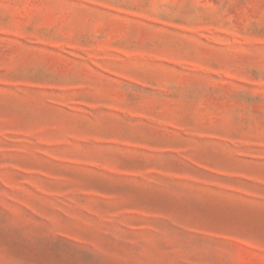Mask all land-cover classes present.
Wrapping results in <instances>:
<instances>
[{
    "label": "rangeland",
    "instance_id": "obj_1",
    "mask_svg": "<svg viewBox=\"0 0 264 264\" xmlns=\"http://www.w3.org/2000/svg\"><path fill=\"white\" fill-rule=\"evenodd\" d=\"M0 264H264V0H0Z\"/></svg>",
    "mask_w": 264,
    "mask_h": 264
}]
</instances>
